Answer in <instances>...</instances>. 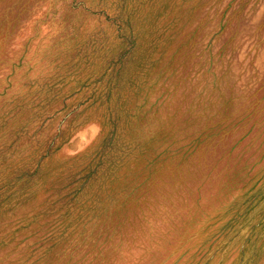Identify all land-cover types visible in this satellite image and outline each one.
Wrapping results in <instances>:
<instances>
[{
	"label": "rangeland",
	"instance_id": "1",
	"mask_svg": "<svg viewBox=\"0 0 264 264\" xmlns=\"http://www.w3.org/2000/svg\"><path fill=\"white\" fill-rule=\"evenodd\" d=\"M0 264H264V0H0Z\"/></svg>",
	"mask_w": 264,
	"mask_h": 264
}]
</instances>
